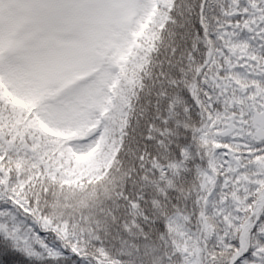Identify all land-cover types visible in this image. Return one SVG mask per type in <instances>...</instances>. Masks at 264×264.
Listing matches in <instances>:
<instances>
[{
    "label": "snow or ice",
    "instance_id": "1",
    "mask_svg": "<svg viewBox=\"0 0 264 264\" xmlns=\"http://www.w3.org/2000/svg\"><path fill=\"white\" fill-rule=\"evenodd\" d=\"M0 264H264V0H0Z\"/></svg>",
    "mask_w": 264,
    "mask_h": 264
}]
</instances>
